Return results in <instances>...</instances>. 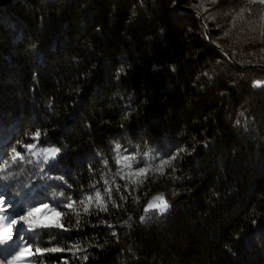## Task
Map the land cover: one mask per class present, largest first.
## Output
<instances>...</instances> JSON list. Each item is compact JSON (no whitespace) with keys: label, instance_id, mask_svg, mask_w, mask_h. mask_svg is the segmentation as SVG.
<instances>
[{"label":"trees","instance_id":"1","mask_svg":"<svg viewBox=\"0 0 264 264\" xmlns=\"http://www.w3.org/2000/svg\"><path fill=\"white\" fill-rule=\"evenodd\" d=\"M245 5L0 0V146L10 152L18 140L31 142L26 132L46 130L44 146L61 149L50 175L72 185L56 187L26 170L11 182L30 186L17 189V203L90 192L91 176L104 171L97 154L108 157L110 175L120 167L112 159L117 143L128 153L186 149L175 172L150 174L136 188L139 204L122 202L113 187L123 206L82 217L57 245L86 251L46 253L43 264H264V88L253 83L264 79V36L242 19L232 27ZM115 183L127 195L125 180ZM97 187L103 194L102 181ZM156 195L169 211L150 210L141 222Z\"/></svg>","mask_w":264,"mask_h":264},{"label":"snow or ice","instance_id":"2","mask_svg":"<svg viewBox=\"0 0 264 264\" xmlns=\"http://www.w3.org/2000/svg\"><path fill=\"white\" fill-rule=\"evenodd\" d=\"M213 2L215 3V0ZM175 3L176 0H173L174 5ZM253 5L257 6L258 12H253ZM194 7H200V5ZM204 11L208 10L204 9ZM245 13H247V16H245ZM237 19H242L244 26L250 31L259 30L260 35L264 36V0H246L245 7L241 8L233 18L232 27L236 26ZM243 30L244 27L241 28V31ZM224 35H228V33L225 32ZM205 38H208L207 32H205ZM172 70L175 71V68L173 67ZM123 71V67L118 69L117 78ZM253 83L256 87L264 88V79H257ZM49 108H51V104H49ZM240 115L243 116L244 113H240ZM124 118H128L127 114ZM236 123L239 125L241 121L238 119ZM24 135L31 142L24 143L23 140H18L16 146L12 147L10 152L0 146V264H37V261H39V264H43L46 253L71 251L73 248L77 251H86V249L77 247L76 244L68 249L57 245L70 239L65 233L73 229L77 231L80 229L82 217L86 218L93 214L99 216L100 212H108L109 204L113 208L123 206L113 199V187L122 202L126 203L128 198L131 197L135 203L139 204L140 197L133 195L136 188L143 186L149 179L150 174L152 176L156 174L164 175L166 168H170L172 172H175L174 161L186 151L181 146L174 152L165 153L164 155L156 153L151 148L144 152L134 149L132 153H128L127 148L121 151L122 146L117 143L112 149L114 152L112 159L120 167L114 176L110 175L111 169L108 167V157L97 154L104 171L100 172L99 180H96L95 175L91 176L94 183L89 185L90 192L81 190L77 199H73L71 194L65 195L64 191L53 192L51 195L52 204L47 202L48 197L17 203L18 200L23 201L20 191L17 189L20 187L30 188V186L16 185L11 182L15 181L17 176L26 170L32 171L33 175L38 176L44 182H57L56 187L66 186L68 189L72 188V185L68 184L63 176L50 175L58 164L57 157L61 149L54 146H44V144H48L47 131L45 130L42 133L37 128L35 131H28ZM42 135L45 137L43 144L40 140ZM17 148L21 150L18 151ZM133 164L141 166L133 169ZM27 165H31L32 168L27 169ZM89 171L90 173L93 172L91 165H89ZM117 176L125 180L123 187L127 195L121 191V185L115 183ZM101 181L103 194L101 188L97 187ZM129 185L135 187L128 191ZM144 195L147 196V193ZM5 197H8L7 203ZM105 197H107L106 200ZM157 201H162V203H157ZM53 204L55 206H52ZM9 208L12 209L11 212L8 211ZM61 208L65 211H60ZM169 208L170 205L162 195L153 196L145 205V215L140 217V221L145 222L146 219L151 218L148 216L149 210H154L158 215H163ZM67 215L75 216L76 220L74 224L69 222L66 227L62 220ZM100 223L107 225L108 228L113 227L103 219L100 220ZM92 227L96 228L98 225H92ZM112 235L116 236V233L112 232ZM45 236L48 238L47 241L44 240ZM45 242L50 246L41 247L40 245ZM34 245L35 250L33 251ZM83 259L86 260L87 256H84Z\"/></svg>","mask_w":264,"mask_h":264},{"label":"rangeland","instance_id":"3","mask_svg":"<svg viewBox=\"0 0 264 264\" xmlns=\"http://www.w3.org/2000/svg\"><path fill=\"white\" fill-rule=\"evenodd\" d=\"M6 203H7V202H6ZM157 203H162V201H157ZM8 211L11 212V208H9ZM149 211H150V210H149ZM168 211H169V210H168ZM168 211H167V212H168ZM167 212H166V213H167ZM164 214H165V213H164ZM33 250H34V246H33ZM37 264H39V263L37 262Z\"/></svg>","mask_w":264,"mask_h":264}]
</instances>
